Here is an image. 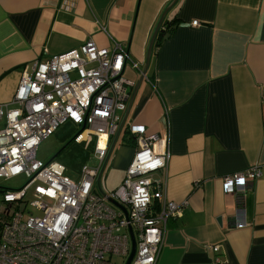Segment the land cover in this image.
Here are the masks:
<instances>
[{
  "label": "crops",
  "instance_id": "0c3cea01",
  "mask_svg": "<svg viewBox=\"0 0 264 264\" xmlns=\"http://www.w3.org/2000/svg\"><path fill=\"white\" fill-rule=\"evenodd\" d=\"M172 2L0 0V104L12 101L34 62L88 41L125 45L143 73ZM173 20L124 125L169 131L170 163L155 180L166 184L168 199L187 203L167 223L157 264H264V0H178L163 23ZM127 77L135 86L122 119L141 75L129 69ZM127 142L109 160L120 184L135 153ZM252 167L262 176L242 196L224 195L223 178ZM239 209L243 228L236 227Z\"/></svg>",
  "mask_w": 264,
  "mask_h": 264
},
{
  "label": "built area",
  "instance_id": "2783aa9c",
  "mask_svg": "<svg viewBox=\"0 0 264 264\" xmlns=\"http://www.w3.org/2000/svg\"><path fill=\"white\" fill-rule=\"evenodd\" d=\"M28 69L12 101L0 104V264H118L115 257L126 264L130 231L131 264H157L167 223L187 204L168 199L166 184L155 180L170 163L169 131L149 135L145 126H125L121 134L135 145L125 177L105 196L102 177L98 182L135 86L127 72L142 76L140 65L121 43L107 49L88 41ZM68 122L80 130L75 143H98L96 165L84 166L77 180L60 163L37 159L40 144ZM261 176L258 167L225 176L223 193L242 196ZM244 214L238 210L237 228L246 226Z\"/></svg>",
  "mask_w": 264,
  "mask_h": 264
},
{
  "label": "rangeland",
  "instance_id": "374dc122",
  "mask_svg": "<svg viewBox=\"0 0 264 264\" xmlns=\"http://www.w3.org/2000/svg\"><path fill=\"white\" fill-rule=\"evenodd\" d=\"M79 128L72 123L68 122L61 126L59 130L46 138L39 146L37 152V159L41 162L47 163L50 161H56L63 165L67 170V175L72 179L77 180L80 172L84 166H95L97 160L94 157L95 149L98 147L96 140H91L88 143L78 144L73 141L74 137L78 134ZM127 138V144L134 148V144L131 142L129 136L125 133L119 137L111 158H113L120 150L121 144ZM110 158V159H111ZM122 173H119L112 166V161L107 165L101 182L104 181L103 192H111L119 187L121 182ZM9 188H14L16 184H6ZM113 261L118 264H123V259L115 257Z\"/></svg>",
  "mask_w": 264,
  "mask_h": 264
},
{
  "label": "water",
  "instance_id": "95a60500",
  "mask_svg": "<svg viewBox=\"0 0 264 264\" xmlns=\"http://www.w3.org/2000/svg\"><path fill=\"white\" fill-rule=\"evenodd\" d=\"M177 2H178V0H173V2L170 4V6L165 10L164 15H163L162 19L160 20V22H159V24H158V27H157V29H156L154 35H153V38H152V40H151V42H150V45H149V48H148V54H147V60H146V66H145V69H144V71H143V73H142V76H141V79H140L139 83H138L137 86H136V90H135V92H134V95H133V97H132L131 100H130V104H129V106H128L127 113H126L125 116L123 117V119H122V121H121V124H120V126H119V130H118L116 136L114 137V139H113V141H112V143H111V146H110V148H109V151H108V154H107V157H106L105 163H104V165H103L102 171H101V173H100V175H99V177H98V182H100V180H101V177H102V175H103V173H104V171H105V169H106V167H107V165H108V162H109V160H110V158H111V155H112V152H113V150H114V147H115V145H116V143H117V141H118V139H119V136L121 135V133H122V131H123V128H124V125H125V122H126V119H127L128 111H129L131 105L133 104L134 97H135V95H136V93H137V91H138V88H139L140 84L142 83V81H143V79H144V77H145V75H146V73H147V71H148V68H149V65H150V60H151V54H152L153 46H154V43H155V40H156V37H157L158 31L160 30L161 25H162V23H163V19H164V17L166 16V14L168 13V11H169V10H170V9H171V8L177 3ZM99 193H100L102 196H105V195H106L105 192L102 191L100 185H99ZM109 201H110V203H112L115 207L119 208V209L122 210L124 213H126V212H125V209H124L120 204H118L117 202H115V201L112 200V199L109 200ZM130 236H131L132 249H131V253H130L129 258H128V260L126 261V264H131V262H132V260H133V258H134V256H135V253H136V242H135V239H134V237H133V233H132V231H130Z\"/></svg>",
  "mask_w": 264,
  "mask_h": 264
},
{
  "label": "trees",
  "instance_id": "16d2710c",
  "mask_svg": "<svg viewBox=\"0 0 264 264\" xmlns=\"http://www.w3.org/2000/svg\"><path fill=\"white\" fill-rule=\"evenodd\" d=\"M172 24H177V21L173 20L171 22H164L157 34V37H156V40H155V43H154V46H153V51L154 52L160 45L161 43L166 40L168 37H170L174 27H171ZM167 28L168 31L167 32H164L163 28Z\"/></svg>",
  "mask_w": 264,
  "mask_h": 264
}]
</instances>
